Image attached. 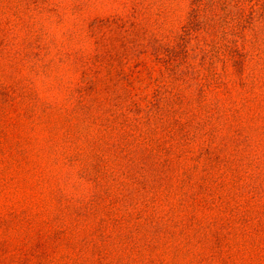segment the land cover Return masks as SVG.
Listing matches in <instances>:
<instances>
[{
  "label": "rangeland",
  "instance_id": "rangeland-1",
  "mask_svg": "<svg viewBox=\"0 0 264 264\" xmlns=\"http://www.w3.org/2000/svg\"><path fill=\"white\" fill-rule=\"evenodd\" d=\"M0 264H264V0H0Z\"/></svg>",
  "mask_w": 264,
  "mask_h": 264
}]
</instances>
